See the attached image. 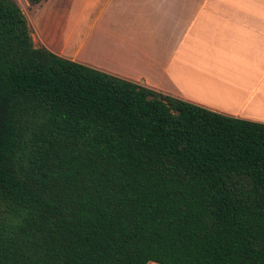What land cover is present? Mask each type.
<instances>
[{
    "label": "trees",
    "instance_id": "1",
    "mask_svg": "<svg viewBox=\"0 0 264 264\" xmlns=\"http://www.w3.org/2000/svg\"><path fill=\"white\" fill-rule=\"evenodd\" d=\"M149 262L264 264V123L35 46L0 0V264Z\"/></svg>",
    "mask_w": 264,
    "mask_h": 264
},
{
    "label": "crops",
    "instance_id": "2",
    "mask_svg": "<svg viewBox=\"0 0 264 264\" xmlns=\"http://www.w3.org/2000/svg\"><path fill=\"white\" fill-rule=\"evenodd\" d=\"M43 1L23 12L35 46L264 123V0H82L79 14L75 0ZM199 81L229 101L199 90Z\"/></svg>",
    "mask_w": 264,
    "mask_h": 264
},
{
    "label": "rangeland",
    "instance_id": "3",
    "mask_svg": "<svg viewBox=\"0 0 264 264\" xmlns=\"http://www.w3.org/2000/svg\"><path fill=\"white\" fill-rule=\"evenodd\" d=\"M47 0H44L45 3ZM19 7L22 9L24 13H30L33 9V5H30L27 0H16ZM66 2V1H65ZM70 8L73 10L74 14H79L82 9V0H75V2L72 3Z\"/></svg>",
    "mask_w": 264,
    "mask_h": 264
},
{
    "label": "bare ground",
    "instance_id": "4",
    "mask_svg": "<svg viewBox=\"0 0 264 264\" xmlns=\"http://www.w3.org/2000/svg\"><path fill=\"white\" fill-rule=\"evenodd\" d=\"M197 87H198L199 90H201V91H203L205 93H211V95H213L214 97L221 98V99H226L227 102L229 101L228 100L229 98H227V97H229V94H226L225 92H220V93L212 92L210 90V86L205 84V83H203V82H200V81L197 82Z\"/></svg>",
    "mask_w": 264,
    "mask_h": 264
}]
</instances>
